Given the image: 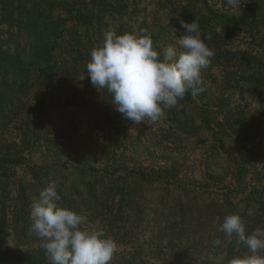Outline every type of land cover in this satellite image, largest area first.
<instances>
[{
  "label": "rangeland",
  "instance_id": "obj_1",
  "mask_svg": "<svg viewBox=\"0 0 264 264\" xmlns=\"http://www.w3.org/2000/svg\"><path fill=\"white\" fill-rule=\"evenodd\" d=\"M54 1L55 6L50 8L49 4ZM200 1L173 0L165 4L167 7L175 4L191 8ZM205 1L208 6L215 5L220 12L227 9L221 0ZM15 7L12 4L3 14L7 17L5 19L0 13L2 57L11 61L10 57L16 51L19 53L16 69L7 62H0V151L19 157V162L8 166L6 191L2 195L10 233L2 250L25 255L43 251L41 239L30 231L31 204L39 198L40 192L55 184L61 196L59 206L86 216L85 223L80 226L82 231L103 229L106 237L116 242L117 250L111 264H115L124 254L133 258L135 264H164L168 257H179L182 254H178V251L184 246L179 247L182 240L180 222L174 219L175 214L169 215L155 202L154 205L149 202L142 220L132 218L124 222L131 245L123 247L121 237L124 232L118 230L117 223L111 222L103 205L101 195L108 183L99 175L87 172L88 165L103 170L110 161L108 157L111 151L102 145L100 129H110L114 123L116 139L121 143L116 150L117 165L125 164L129 169L139 170L144 166L160 165L161 161L157 158L163 155L177 158L179 175L172 172L176 178L172 186L195 191L198 202H202L203 217L209 215V200L216 189L220 190L219 193L226 192L227 185L232 184L225 157L215 150L211 131L203 124L205 113L198 109L201 108L200 104L193 101L188 105L193 123L188 124L182 132L173 129L165 110L164 115L155 122L146 119L141 124H135L115 111L111 94L107 89L93 87L87 75L90 53L102 45L104 34L108 31L117 35L120 32L122 35L129 33L140 36L146 33L143 29L146 22L152 25L158 40L160 38L153 41L154 48L158 52L165 49L161 45V38L168 26L174 24L170 20L173 17L169 14L170 10H162L152 0H30L28 5L21 6V10L30 9L33 14L34 21L28 32L25 26L17 25V14L12 16L19 9ZM74 10L83 17L80 22L74 18ZM6 21L9 25L4 24ZM181 36L179 33L172 35L166 45ZM260 36L264 40V32ZM227 38L231 41L230 49L246 50L264 60V47L249 46L243 34L228 32ZM177 49L182 51L179 45ZM48 62L56 63V80L58 86H62L61 94L53 101L48 90L40 84L39 70ZM222 70L213 68L211 61L201 69V76L208 85L219 82L225 88L223 107L231 111L245 107L248 121L253 120L255 105L241 92L242 84L233 87L237 69L229 67L224 72ZM104 92L107 95L102 94ZM213 116L209 115V123ZM147 147L154 156H148ZM62 153L64 160L54 163L52 167V159ZM32 166L49 167L44 188L33 176L30 170ZM219 176L222 181L216 183L215 177ZM145 191L150 199L161 194L154 187ZM237 199L232 196V201ZM171 200L173 203L172 194ZM203 232L204 236L197 234L201 243L189 264H219L220 260L214 259L213 246L209 245L208 229ZM261 233L264 234V227ZM259 254L264 255V251ZM43 259L50 264L46 254Z\"/></svg>",
  "mask_w": 264,
  "mask_h": 264
},
{
  "label": "trees",
  "instance_id": "obj_2",
  "mask_svg": "<svg viewBox=\"0 0 264 264\" xmlns=\"http://www.w3.org/2000/svg\"><path fill=\"white\" fill-rule=\"evenodd\" d=\"M29 1L0 0L2 18H7L3 14L7 13L12 4H15V8L18 7L19 9L12 16L17 14L19 20L17 25L19 27L25 26L29 32L34 21L33 14L30 9L21 10V6L28 5ZM152 1L162 10H170L169 14L173 16L170 20L174 24L169 22L170 25L161 38V45L167 48L169 45L166 44H168L169 39H172V35L185 34V30L180 24L181 20L187 23L196 20L199 24L201 38L215 53L211 58L212 67L216 70L218 68L224 69L221 72L229 67L234 68V70L237 69L238 71L235 70L236 73H234L233 87L237 88L239 84H242L241 92L256 107L254 119L248 121L245 107L237 108L235 111L223 107L222 96L225 93V88L219 82L208 85L202 78L205 91L195 97L186 93L176 106L165 109L173 129L182 132L188 124L193 123L192 112L188 110V105L193 101L200 104L201 108L198 109L205 113L203 124L211 131L215 150L225 157V163L228 166L227 174L231 177L232 184L227 185L226 192L219 193L220 190L216 189L214 196L209 200V215L206 214L203 217V206L202 202L199 203L197 200L199 199L197 193L185 188L173 187L176 178L172 172L175 171L179 175L180 168L175 156V159H171L172 157L163 155L157 158L159 162L161 161L160 165L144 166L139 170L129 169L125 164L117 165L116 150L121 143L116 139L117 128L114 123L110 129L108 127L100 129L103 135L102 145L111 151V155L108 157L110 161L103 170H97L88 165L87 172L91 175H99L108 183L101 195L104 198L103 205L107 215L111 218V222L117 223L118 230L124 232L121 237L124 243L123 247L126 248L131 245L124 222H129L132 218L142 220L148 211L149 202H152L153 205L155 202V205L163 208L169 215L175 214L174 219L180 222L179 232L182 236L179 247L181 248L184 244L182 250L178 251V254L180 252L182 255L173 256V258L168 257V261L166 262L165 259L164 264H189L196 256L194 253L198 251L201 243V238H198L197 234L203 235V231L206 229L209 233L207 234L208 238L211 239L209 245H212L214 249V259L220 260L219 264H229L231 259L247 254L248 250L235 236L229 241V238L218 231L224 218L232 214L240 215L246 226V234L249 235L256 232L261 233L264 227V60L246 50L230 49L231 41L228 40L227 34L228 32L241 33L248 40L249 46L264 47V40L260 36L264 32V0H241L239 8L229 7L227 0H221L227 8L224 12L218 11L215 5L208 6L205 0L196 2L191 8H182L175 4L167 7L168 5L165 3H172L173 0ZM54 6L55 1L49 4L50 8ZM74 18L80 22L83 17L79 11L75 12L74 10ZM4 24L9 25L8 21ZM143 29L153 41L160 40V38L158 40L157 35L155 36L152 25L145 22ZM118 33V35H122L120 32ZM175 40L170 45L178 47ZM163 52L164 49L162 48L159 53L163 54ZM18 55L19 53L16 51L10 57L11 61H7L5 57H2L0 51V62H7L13 69H16V64L19 63ZM55 68L56 63L49 64L48 62L45 67L39 70L40 84L48 90L52 101L62 91V86H58L56 80ZM230 74L233 76L232 73ZM102 94L107 95L105 92ZM210 114L214 116L212 122L209 123ZM48 132H50L49 126ZM45 140L47 141V137ZM149 148L147 147V154L152 157L154 155ZM63 160L64 153L58 158L52 159V167H54V163H61ZM15 162H19V157H12L8 153L0 151V262L6 264H48L43 259L46 254L44 250L35 255L2 250L10 236L7 227L6 204L2 200L4 198L2 195L6 191L8 166ZM30 170L33 176H36L39 186L44 188L45 179L50 173L49 167L32 166ZM215 179L216 183L222 181L220 176L215 177ZM152 187L161 192L155 199H150L149 195H146L145 189ZM232 196H236L238 199L232 201ZM216 239L222 241L221 246L214 245ZM209 249H211L210 246ZM115 264H135V260L124 254V256H119Z\"/></svg>",
  "mask_w": 264,
  "mask_h": 264
},
{
  "label": "clouds",
  "instance_id": "obj_3",
  "mask_svg": "<svg viewBox=\"0 0 264 264\" xmlns=\"http://www.w3.org/2000/svg\"><path fill=\"white\" fill-rule=\"evenodd\" d=\"M240 3L227 0L232 8H239ZM180 24L185 34L176 40L182 51L169 45L162 58L146 33L117 35L108 31L102 45L91 51L86 65L90 83L97 89H107L115 111L124 119L135 124L146 119L155 122L186 93L195 97L205 91L201 69L211 63L215 53L201 38L196 20H181ZM60 200L52 184L40 192L30 210V231L41 239L50 264H111L116 242L106 237L103 229L82 231L86 216L59 206ZM218 231L229 241L235 236L248 250L229 264H264V255L259 254L264 251V234H246L240 215L226 216ZM214 245L221 246L222 241L216 239Z\"/></svg>",
  "mask_w": 264,
  "mask_h": 264
}]
</instances>
